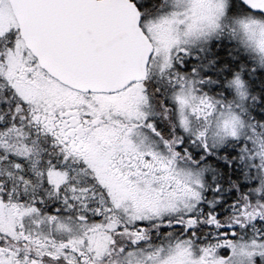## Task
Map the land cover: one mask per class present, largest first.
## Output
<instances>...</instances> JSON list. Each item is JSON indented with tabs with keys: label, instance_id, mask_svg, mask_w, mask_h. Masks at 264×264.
<instances>
[{
	"label": "snow or ice",
	"instance_id": "6c2138e0",
	"mask_svg": "<svg viewBox=\"0 0 264 264\" xmlns=\"http://www.w3.org/2000/svg\"><path fill=\"white\" fill-rule=\"evenodd\" d=\"M0 264H264V0H0Z\"/></svg>",
	"mask_w": 264,
	"mask_h": 264
}]
</instances>
